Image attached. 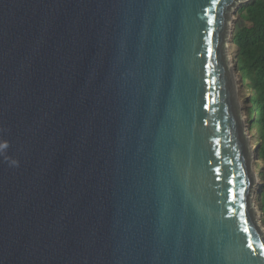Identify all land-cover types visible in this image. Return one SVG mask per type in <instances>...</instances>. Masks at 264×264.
<instances>
[{"label": "water", "instance_id": "1", "mask_svg": "<svg viewBox=\"0 0 264 264\" xmlns=\"http://www.w3.org/2000/svg\"><path fill=\"white\" fill-rule=\"evenodd\" d=\"M248 1L0 0V264H264Z\"/></svg>", "mask_w": 264, "mask_h": 264}, {"label": "trees", "instance_id": "2", "mask_svg": "<svg viewBox=\"0 0 264 264\" xmlns=\"http://www.w3.org/2000/svg\"><path fill=\"white\" fill-rule=\"evenodd\" d=\"M237 23L233 33L235 66L245 92V110L249 129L257 142L261 193L257 206L262 212L264 226V0H251L236 13Z\"/></svg>", "mask_w": 264, "mask_h": 264}, {"label": "clouds", "instance_id": "3", "mask_svg": "<svg viewBox=\"0 0 264 264\" xmlns=\"http://www.w3.org/2000/svg\"><path fill=\"white\" fill-rule=\"evenodd\" d=\"M249 1H251V0H249ZM248 1V2H249ZM248 2H246V3H248ZM246 3H243V4H246ZM242 4V5H243ZM241 5V6H242ZM240 6V7H241ZM239 7V8H240ZM239 8H238V10H239ZM237 10V11H238ZM237 11H236V13H237ZM236 13H235V21H237V18H236ZM236 24V23H235ZM235 24H234V29H233V33H234V31H235ZM232 43H233V36H232V42H231V48H232V55H233V47H232ZM233 58H234V61H233V63L232 64H234V66H235V63H236V59H235V57L234 56H232ZM231 59V58H230ZM236 67V66H235ZM236 70H237V68H236ZM237 74H238V72H237ZM238 77H239V74H238ZM239 82L241 83V81H240V78H239ZM240 89L242 90V83H241V87H239V91H240ZM241 92V91H240ZM244 94V93H243ZM245 98H246V96L244 95V100H243V104H244V110H245ZM245 115H246V123H247V132H248V136H249V138L254 142V140L255 139H253V137H252V135H251V132H250V129H249V122H248V118H247V114H246V110H245ZM256 141V140H255ZM256 148H257V142H256V145H255V147H254V149L252 150V152H253V155L255 156V162L256 163H258L259 164V161L257 160V158H256V155H257V151H256ZM257 169H258V173L259 172H261L262 170H263V166L262 165H258V167H256ZM259 180H260V178H259ZM261 186H262V184H261V181H260V186L258 187V189H259V192L257 193V195H256V199H255V201H256V206H257V197H258V195H260V193H261ZM257 209H258V206H257ZM258 211H259V209H258ZM260 213H262L261 211H259ZM263 215V214H262ZM262 218V217H261ZM262 224V223H261Z\"/></svg>", "mask_w": 264, "mask_h": 264}, {"label": "rangeland", "instance_id": "4", "mask_svg": "<svg viewBox=\"0 0 264 264\" xmlns=\"http://www.w3.org/2000/svg\"><path fill=\"white\" fill-rule=\"evenodd\" d=\"M239 8V7H238ZM238 8H235L234 9V11L232 12V14H231V20H230V24H231V29H230V31L233 33V29H234V24L235 23H237V21H235V13H236V11L238 10ZM235 26H236V24H235ZM229 54H230V56H231V62L233 63V61H234V58L232 57L233 55H232V48H231V43H229ZM238 88V87H237ZM238 91H239V88H238ZM240 93L238 92V98L239 99H241V100H244V94H245V92L243 91V90H241L240 89ZM244 93V94H243ZM248 140V146H249V149L252 151L253 149H254V147H255V145H256V141L254 140V142L250 139V138H248L247 139ZM253 158V157H252ZM254 165H256V167H258V163H256L255 162V158H253V166ZM256 170H257V172H258V169L256 168ZM255 199H256V196H255ZM256 209H257V206H256ZM256 216L257 217H259L260 215H259V211H258V209H257V214H256ZM261 226H262V230H263V232H264V226L261 224Z\"/></svg>", "mask_w": 264, "mask_h": 264}, {"label": "snow or ice", "instance_id": "5", "mask_svg": "<svg viewBox=\"0 0 264 264\" xmlns=\"http://www.w3.org/2000/svg\"><path fill=\"white\" fill-rule=\"evenodd\" d=\"M212 2H213V4H215L216 3V0H212ZM245 231H247V229H245ZM249 247H252V245L249 244ZM262 248H264V245H262Z\"/></svg>", "mask_w": 264, "mask_h": 264}]
</instances>
